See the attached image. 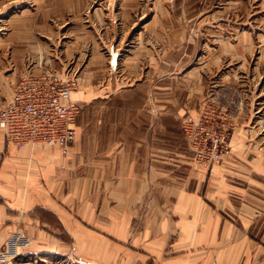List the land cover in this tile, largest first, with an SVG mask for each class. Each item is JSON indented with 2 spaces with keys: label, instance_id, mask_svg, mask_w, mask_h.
<instances>
[{
  "label": "rangeland",
  "instance_id": "1",
  "mask_svg": "<svg viewBox=\"0 0 264 264\" xmlns=\"http://www.w3.org/2000/svg\"><path fill=\"white\" fill-rule=\"evenodd\" d=\"M11 64L19 75L39 65L72 75L80 92L99 93L84 105L85 123L114 119L110 106H142L149 128L152 108L163 105V186L176 190L193 176L190 188L196 182L210 205L222 204L226 218L236 219L226 203L250 208L243 217H255L262 248L257 264H264V0H0V107L26 74L5 82ZM139 81L135 96H113ZM73 181L64 179L67 192ZM219 186L222 194L215 193ZM99 197L103 218L124 213L108 208V195ZM174 197L149 194L144 208L170 206ZM66 205L74 213L79 204L70 196ZM162 213L176 217L169 208ZM19 214L17 231L0 248V264H129L123 250L111 257L109 245L77 248L55 219L47 233L66 239V251L41 253L36 248L43 245L27 233L28 215Z\"/></svg>",
  "mask_w": 264,
  "mask_h": 264
},
{
  "label": "crops",
  "instance_id": "2",
  "mask_svg": "<svg viewBox=\"0 0 264 264\" xmlns=\"http://www.w3.org/2000/svg\"><path fill=\"white\" fill-rule=\"evenodd\" d=\"M47 70L39 65L31 71ZM24 71L22 75L29 72L28 68ZM18 72L11 64L10 69L4 71L5 82L8 79L11 83L17 82L21 75ZM0 81L3 80L0 78ZM138 83L139 86L115 92L113 96L124 93L135 96L143 84ZM12 95L13 92L6 97V103ZM99 96V93L80 90L72 96V101L80 104L82 111L69 158H64L58 147L31 145L18 150L7 144L0 131V248L10 234L17 231L21 212L28 215L27 233L33 243L43 245L36 248L41 253L66 251V239L52 238L47 233L53 225L51 220L55 219L58 226L68 228L69 236L64 233L77 248L96 249L98 243L109 245L111 257L123 250L129 264L135 261L139 264H257L262 248L259 233L254 235L255 217L247 213L252 211L250 208L233 204L228 207L226 203L224 206L234 211L236 219L226 218L221 213L226 210L222 204L219 209L217 205H210L200 195V187L194 186L196 182L190 188L193 176L176 190L163 186L162 181L168 175L162 167L163 150L159 149L163 141L164 106L152 108L149 128L143 121L146 110L142 106H110L109 110L116 115L119 111L124 117L115 115L114 119H107L109 122L99 119L97 124L85 123L84 105L87 107ZM178 118L175 119L178 121ZM103 130H107V134ZM66 159L68 169L64 168ZM69 177L74 178V187L67 192L66 187L71 185L65 186L64 179ZM216 189L215 193L221 191L222 194L225 187ZM202 191L204 195L207 193L206 189ZM103 193L109 196L103 201L109 204L108 208L115 205L112 210L118 208L124 213L117 215L109 211L107 218H103L99 210L102 201L99 195ZM149 194L175 195V202L170 206L151 203L144 208ZM70 196L79 204L74 213L66 205ZM168 208L176 217L162 213ZM244 209L248 210L244 212L248 214L246 217H243ZM135 222L141 229L135 228ZM56 236L63 237L62 234Z\"/></svg>",
  "mask_w": 264,
  "mask_h": 264
},
{
  "label": "built area",
  "instance_id": "3",
  "mask_svg": "<svg viewBox=\"0 0 264 264\" xmlns=\"http://www.w3.org/2000/svg\"><path fill=\"white\" fill-rule=\"evenodd\" d=\"M79 90L76 77L29 71L13 89L11 100L0 107V131L7 144L23 150L31 145L61 149L65 158L77 138L82 106L72 101ZM203 132H205L203 130ZM217 146L218 142H214ZM218 155H213L216 160Z\"/></svg>",
  "mask_w": 264,
  "mask_h": 264
}]
</instances>
